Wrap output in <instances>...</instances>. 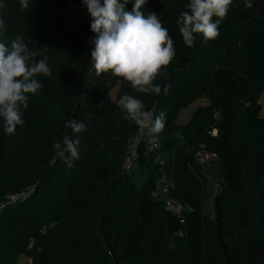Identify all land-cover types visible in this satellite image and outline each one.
Listing matches in <instances>:
<instances>
[{
	"label": "trees",
	"instance_id": "trees-1",
	"mask_svg": "<svg viewBox=\"0 0 264 264\" xmlns=\"http://www.w3.org/2000/svg\"><path fill=\"white\" fill-rule=\"evenodd\" d=\"M187 3L142 6L160 16L176 52L167 78L154 81L168 93L143 94L91 69L95 34L82 0H30L26 10L19 0H0V42L22 35L29 48H45L35 59L46 57L52 69L37 77L44 87L29 95L15 135L0 128V264L21 257L30 264H264V0L251 8L233 0L219 37L205 44L197 34L191 48L176 23ZM124 94L153 116L166 113L159 152L172 155L157 161L144 134L135 162L149 177L140 186L125 167L140 128L116 106ZM202 99L181 123V112ZM69 119L86 130L72 134ZM65 133L80 141L72 167L53 147ZM201 147L218 156L212 214L204 205L208 164L195 159ZM162 174L186 207L182 217L155 195Z\"/></svg>",
	"mask_w": 264,
	"mask_h": 264
},
{
	"label": "clouds",
	"instance_id": "clouds-1",
	"mask_svg": "<svg viewBox=\"0 0 264 264\" xmlns=\"http://www.w3.org/2000/svg\"><path fill=\"white\" fill-rule=\"evenodd\" d=\"M30 0H19L22 10L29 7ZM91 17L90 30L95 34L89 41L92 45L91 69L96 76L111 73L114 77L129 82L132 89L143 94H167L170 86L154 83L158 78H167V67L175 58L174 40L155 12L142 11L147 0H134L131 11L126 5L132 0H82ZM233 0H188L185 11L176 21L185 46L191 48L196 35L203 42L216 40L219 26L227 16ZM247 8L252 0H244ZM215 17V19H214ZM6 28L0 17V31ZM33 50L22 35L8 43L0 42V128L7 136L15 135L17 127L25 123L24 113L28 109L29 95L35 96L44 87L38 76H50L52 69L46 57L35 59L40 52ZM124 113V119L141 130L147 129L149 142L155 146L166 124V113L153 116L145 110L144 102L136 96L124 94L116 101ZM65 128L72 134L86 130L84 122L69 119ZM78 138L65 133L63 141L53 145L58 154H67L65 163L73 166L79 158Z\"/></svg>",
	"mask_w": 264,
	"mask_h": 264
},
{
	"label": "rangeland",
	"instance_id": "rangeland-1",
	"mask_svg": "<svg viewBox=\"0 0 264 264\" xmlns=\"http://www.w3.org/2000/svg\"><path fill=\"white\" fill-rule=\"evenodd\" d=\"M201 103H202V101L199 100V101L191 104L187 108H185L181 112L180 122L181 123L187 122L190 119L193 111ZM261 105H262V112L261 113H262V115H264V92L261 96ZM144 134H146V130L144 131ZM133 142H134V140H133ZM155 155H156V157H159L163 161V158L166 159L168 156L170 157V155H172V154L158 151L157 153H155ZM126 168H127V171L132 173L133 181L137 186H140L149 177L148 171L145 168L138 166L134 160L133 161L128 160ZM205 168L209 174V177H208L209 178V184H208L209 187L207 189V193H206V196L204 199V205H205L206 212L208 214H212L213 213V197H214V194L220 189L221 175H220V172L217 168L216 161L209 163L208 165H206Z\"/></svg>",
	"mask_w": 264,
	"mask_h": 264
},
{
	"label": "built area",
	"instance_id": "built-area-1",
	"mask_svg": "<svg viewBox=\"0 0 264 264\" xmlns=\"http://www.w3.org/2000/svg\"><path fill=\"white\" fill-rule=\"evenodd\" d=\"M152 112V111H151ZM148 133L147 129L141 130ZM148 151L152 153H157L160 149V145L157 143L155 146H153L150 142L148 143ZM157 161H160L162 163V160L157 157ZM196 162L199 164H209L213 161H216L218 159V156L214 152H209L205 150L203 147L199 149L195 154ZM174 189V182L171 180L166 174H162V177H160L156 182V193L155 195H159L162 197L165 207L167 210L171 211L178 217H182L183 213L186 209V207L183 205L182 202L179 200L174 199L171 194ZM19 198V196H13L10 199L16 200Z\"/></svg>",
	"mask_w": 264,
	"mask_h": 264
},
{
	"label": "crops",
	"instance_id": "crops-1",
	"mask_svg": "<svg viewBox=\"0 0 264 264\" xmlns=\"http://www.w3.org/2000/svg\"><path fill=\"white\" fill-rule=\"evenodd\" d=\"M201 101H202L201 104L206 103V100H204V99H202ZM143 135H144V131L139 132L137 137L134 138V142H133V144L131 146V149H130V154H129L128 158L126 159L125 167L127 166L128 160H130V161L134 160L135 161V158H136V153H135L136 144L138 143V141L141 139V137ZM30 263H31V260L29 258H26V257H21L19 259V262H18V264H30Z\"/></svg>",
	"mask_w": 264,
	"mask_h": 264
}]
</instances>
